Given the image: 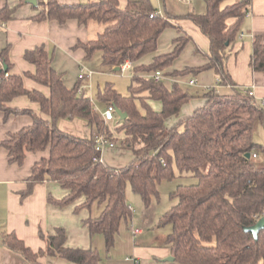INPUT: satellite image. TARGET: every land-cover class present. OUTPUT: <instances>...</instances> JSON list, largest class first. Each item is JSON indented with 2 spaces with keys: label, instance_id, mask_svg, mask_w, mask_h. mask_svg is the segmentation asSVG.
<instances>
[{
  "label": "trees",
  "instance_id": "1",
  "mask_svg": "<svg viewBox=\"0 0 264 264\" xmlns=\"http://www.w3.org/2000/svg\"><path fill=\"white\" fill-rule=\"evenodd\" d=\"M24 2L21 0L19 5ZM224 2L205 0L204 14L187 13L183 17L207 39L206 63L169 72L191 39L179 36L172 40L170 52L155 55L166 29L183 31L174 24L175 16L158 13L150 0H126L124 8L119 7L118 0H87L75 5L37 1L32 18L37 23L63 24L74 20L83 27L100 26L94 39L79 42L76 47L83 50L85 60L98 52L101 64L108 68L129 62L133 76L127 96L118 94L111 84L98 94L106 107L112 106L126 115L114 130L107 132L91 100L82 90L78 92L79 85L70 89L65 86L63 75L54 71L52 56L43 47L24 52L23 59L34 67L33 74L24 76L10 74L8 48L0 52V112L5 117L28 115L32 119L29 127L9 134L1 147L8 152L9 161L18 166L23 165L27 154L48 152L47 158L32 167L26 187L19 193L20 201L31 195L35 185L54 182L65 191L61 199L53 201L58 207L80 198L83 203L76 210L97 203L102 207L100 214L83 220L82 225L90 240L101 235L109 248L120 223L131 215L126 202L127 184L144 202H149L158 194L157 187L163 180L174 179V164L180 175L196 180L192 185L177 187L171 194L176 204L158 223L159 227L171 226L163 247L174 262L264 264V228L256 239L245 232L264 217V144L257 145L252 140L255 121L264 128V105L248 90L236 86L227 69L251 0H236L222 7ZM12 14L13 9L4 6L0 25L6 24ZM149 55H155L152 62L143 64ZM249 67L253 72L264 73V44L259 37L253 39ZM155 71L168 79L155 83L147 76ZM207 71H213L219 87L230 92L216 94L206 88L200 97L204 104L180 120L178 126L168 127L166 121L178 118L182 107L193 98L180 88L177 79ZM23 77L46 87L49 95L25 90ZM168 81L170 84L166 85ZM22 96L39 105L40 115L8 107L13 99ZM151 103H159L160 109L153 110ZM72 119L84 122L95 135H103L114 144L118 140L119 147L132 154V161L118 169L104 165L101 155L94 152V135L83 139L59 129L61 120ZM116 133L121 138L116 139ZM39 237L45 248L36 253L12 233L3 237V245L32 263L39 257H54L72 264H100L98 253L92 248L67 247L66 232L61 227L52 234L39 231Z\"/></svg>",
  "mask_w": 264,
  "mask_h": 264
},
{
  "label": "crops",
  "instance_id": "2",
  "mask_svg": "<svg viewBox=\"0 0 264 264\" xmlns=\"http://www.w3.org/2000/svg\"><path fill=\"white\" fill-rule=\"evenodd\" d=\"M20 1H0V11L4 6L13 9L11 19L5 24L4 28H0V52L8 48V58L11 64L10 74L17 76H24L25 73L33 74L34 67L23 59V54L28 50L43 47L52 56L51 66L54 71L63 75L65 86L70 89L75 85H80L82 80L78 81L79 70L82 63L86 60L83 50L77 48L76 45L79 42L86 43L94 39L101 31V27L95 24L83 27L74 20H68L63 24H59L56 21L37 23L32 20L35 15L33 5L28 4L27 0H24L25 4L19 5ZM56 1L61 5H75L87 0ZM118 3L120 2L118 1ZM125 5L126 0L124 1V6L119 7L124 8ZM182 21L185 22L182 23ZM173 22L183 31V33H179L173 29V39L186 35L190 37L191 41L186 45L189 48L186 51V47L183 49L185 56H183L184 53L182 51L177 58L183 57L182 64L179 65L181 67L176 68L173 66L176 59L167 71H181L185 68H197L204 65L207 61L205 57L208 51L207 39L188 20H176ZM240 35H243L241 39L239 38ZM255 37H259L264 44V0H251L250 11L245 18L238 41L234 45L227 61V69L233 83L242 89L250 90L254 99L261 104L264 101V73L253 72L249 67L251 45ZM172 48L171 41V49L169 51L164 52V50L158 49V53L155 55L168 53ZM195 48L197 52H195ZM199 54H201L200 57L197 56ZM155 55L145 57L142 63L145 65L150 64ZM184 57L187 63L184 62ZM204 78H209L212 81L215 80L216 75L213 71H207L195 76V80L198 79V82L191 75L179 78L177 81L188 84V81L193 79L196 84L199 83L201 86L209 87L211 81L210 83L204 82ZM23 87L29 92L38 91L45 96L49 95L46 87L26 77H23ZM206 88L203 87V92ZM202 100L204 101V99ZM8 107L18 110H29L40 115L39 105L31 102L25 96L13 99L8 104ZM74 120L77 121V125H82L80 127L88 133L87 137L91 138L92 135H95V132H92L84 122L77 119ZM31 124L32 119L28 115H10L5 117L4 113L0 112V264H54L52 261H46V257H39L35 263L27 261L19 252H15L3 245V237L5 235L14 234L22 241L25 247L36 253L45 248L44 241L39 237V231L46 235L52 234L53 230L58 227H64V230L69 233L72 228L73 230L76 229V225L71 226L66 223H59L57 219L59 210L51 206L50 208L47 205L45 200L47 195L45 183L47 182L35 185L31 195L22 202L19 199V193L25 189L26 180L31 174L32 167L41 159L47 158L48 152L27 154L23 165L18 166L9 161L8 152L1 147V143L9 134H15ZM107 125L111 126L112 124ZM59 129L62 130L60 127ZM64 132L79 137L78 133H72L75 131ZM103 164L106 165L104 162ZM108 167L120 168L116 166ZM49 189H51L50 186ZM64 195V190L62 193H57L55 195L57 196L56 200L61 199ZM141 233L140 231L139 235ZM167 257H170V255L164 247H135L130 260L133 264H177L175 262H165L164 260Z\"/></svg>",
  "mask_w": 264,
  "mask_h": 264
},
{
  "label": "rangeland",
  "instance_id": "3",
  "mask_svg": "<svg viewBox=\"0 0 264 264\" xmlns=\"http://www.w3.org/2000/svg\"><path fill=\"white\" fill-rule=\"evenodd\" d=\"M118 1L120 2L119 6L123 7L125 0ZM235 1L236 0H225L222 7L232 4ZM150 3L160 14L164 16H175L178 21L184 20L183 17H185L187 13L204 14L206 12L205 0H185L182 2H178L177 0H150ZM183 22L185 21H182V23ZM173 38L174 30L166 29L159 38L158 49L164 50V52L169 51L171 49V41ZM188 48L189 46L185 48V51ZM195 52H197L196 48ZM200 55L201 54L197 56L200 57ZM183 56H185V53ZM182 61L183 57H180L174 62L173 66L176 68L181 67L179 65L182 64ZM184 62L187 63V61H185V57ZM81 68H84L83 74L88 76V78L81 81L79 89L83 91L85 97L91 100L99 114H102V112H104L107 108L98 99L99 92L104 89L106 84H111L113 89L118 94L123 96L128 95V87L132 83V71H114L115 68L103 66L98 52H95L90 59L82 63ZM196 80L198 82V79ZM210 81L211 80H209V78H204V82L210 83ZM214 81L215 80L211 81V85H213ZM169 84V81L166 82V85ZM179 86L183 91L193 96V98L182 107L178 118H169V120L166 121L168 127L178 126L180 120H184L192 113L193 110L202 106L204 101L200 97L203 94V87H208L201 86L199 83L189 86L184 82H179ZM219 91L222 94H227L230 92V89L219 88ZM151 108L153 110H159L160 105L159 103H151ZM138 109L143 112V109L140 106H138ZM117 122L118 120L115 119L112 123V127L104 124L106 131L108 132L110 130H114L117 126ZM80 126L77 125V121L74 119L64 121L61 120L59 122V127L63 131H75L72 133H78L79 137L83 139H90L89 136L87 137L88 133ZM115 138L118 139L121 138V136L117 134ZM252 140L257 145L264 144V128L260 123H258V121H255L253 126ZM132 159V154L129 151L122 150L119 147L118 140L114 149H105L101 153V162H104L107 166L112 167L116 166L122 168L128 165ZM172 168L174 179L163 180L157 187L158 194L151 197L149 202H144L140 196L131 190L130 185L127 184L125 191L126 202L131 209V215L120 223L118 233L114 238V243L109 248L106 247L105 241L101 235L97 234L90 240L86 229L82 226V221L87 217H97L102 211V207L97 203H92L89 208L82 207L76 210L75 208L83 203V198L77 199L74 203L67 206L57 207L53 203L57 197L55 195L59 192L62 193L63 190L57 183H45V186H47V195L45 198L46 203L49 207L51 206L59 210V215L57 217L59 223H66L71 226L76 225V229L73 230L72 228L70 233L65 230L67 236V247L88 250L91 246V248L98 253L100 264H133L130 259H132V251L135 247L156 246L162 248L164 246L166 236L171 232V226L164 225L159 227L158 223L160 218L176 204V200L171 197V194L177 190L179 185L188 186L196 183V180L190 175H180L174 164ZM49 186L51 189H49ZM62 228L64 229V227ZM134 230L141 231V235H133L132 232ZM45 260L52 261L54 264H72L63 259L54 257H46Z\"/></svg>",
  "mask_w": 264,
  "mask_h": 264
},
{
  "label": "built area",
  "instance_id": "4",
  "mask_svg": "<svg viewBox=\"0 0 264 264\" xmlns=\"http://www.w3.org/2000/svg\"><path fill=\"white\" fill-rule=\"evenodd\" d=\"M177 1L178 2H182V1H185V0H177ZM4 27H5V24H1L0 25V28H4ZM242 37H243V35H240L239 38L241 39ZM130 69H131V64L129 62H125L124 64H122L119 67V71L120 72H125V71L130 70ZM83 73H84V68H80L79 75H78V79L79 80H84V79L88 78V76H85ZM147 76L152 78L155 83H159L161 81H164V80L168 79V78H165L160 71L152 72V73H150ZM194 84H195V81L193 79L188 81V85L189 86H192ZM219 88L220 87H219V80L218 79H215L213 85L207 87V89L213 90L216 94L219 93ZM248 91H249V95H252V92L250 90H248ZM78 92L80 93L81 90H79ZM261 104L264 105V101ZM100 115H101V118H102V120H103V122L105 124H111V123H113V121L115 119H117V117L115 115V110H114V108L112 106H108L106 108V110L104 112H102V114H100ZM91 141H92V145H93V148H94V152L97 155H101L102 151L105 150V149H113V148H115V144L113 142H111L105 136L100 135V134L94 135L91 138ZM253 157L255 158L256 155H253ZM257 220H259V219H257ZM132 233H133V235H137V234L140 233V231L134 230Z\"/></svg>",
  "mask_w": 264,
  "mask_h": 264
},
{
  "label": "water",
  "instance_id": "5",
  "mask_svg": "<svg viewBox=\"0 0 264 264\" xmlns=\"http://www.w3.org/2000/svg\"><path fill=\"white\" fill-rule=\"evenodd\" d=\"M27 2L32 5L36 4V0H27ZM115 71H119V67H116ZM114 110H115V115L118 121H122L125 119L126 115L124 113H122L120 110H117V109H114ZM247 157H249V155H247ZM263 228H264V217L259 219L253 226L246 228L245 232H250L253 235L254 239H256L258 232ZM164 261L174 262V258L170 256V257H167Z\"/></svg>",
  "mask_w": 264,
  "mask_h": 264
}]
</instances>
